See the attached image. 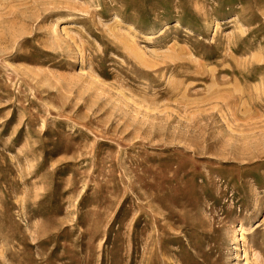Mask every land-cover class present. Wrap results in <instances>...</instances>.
<instances>
[{
  "label": "rangeland",
  "instance_id": "obj_1",
  "mask_svg": "<svg viewBox=\"0 0 264 264\" xmlns=\"http://www.w3.org/2000/svg\"><path fill=\"white\" fill-rule=\"evenodd\" d=\"M0 264H264V0H0Z\"/></svg>",
  "mask_w": 264,
  "mask_h": 264
}]
</instances>
